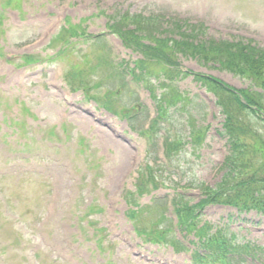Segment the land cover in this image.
Wrapping results in <instances>:
<instances>
[{
	"label": "rangeland",
	"instance_id": "374dc122",
	"mask_svg": "<svg viewBox=\"0 0 264 264\" xmlns=\"http://www.w3.org/2000/svg\"><path fill=\"white\" fill-rule=\"evenodd\" d=\"M99 1L103 3L102 8L105 7L107 14L113 9L112 3H117L118 8L115 9L158 13L165 19L182 18L193 25L201 24L200 39H245L252 40L251 44L264 46V0H23L18 3V7L23 8L25 14L15 9L9 10L6 18L1 12L0 125L2 123L3 126L4 121L8 122L7 118H10V122H20L10 124L17 131L12 135L5 137L0 131V144L4 146V143L16 138L25 144L21 146L22 150L43 156L36 158L34 164L37 166L33 169L35 175L19 174L16 178H0V264H83L84 261L80 259L83 251L73 240V232L79 231V228L82 231L90 230L93 225L95 228L106 225L122 242L125 241L123 245L114 240L117 246L114 247L105 241L100 230L106 255L116 254L120 262L123 255L131 264H154L127 255L135 252L134 245L129 241L132 238L136 244L138 241L132 235H122L117 230L125 231L130 225L123 221L124 214H132L131 206L142 208L148 205L152 196H165L168 201L175 194V188L182 185H185L182 189L186 197L189 196L192 201L198 200L201 187L213 186L221 177L219 167L223 161L224 142L213 134V127L219 125L222 117L212 100L207 102L206 98L200 97L206 104L195 100L193 107H187L191 115L198 110L200 113L204 109L207 111V108L212 111L208 115H213L210 120L213 127L208 132L211 136L196 150L197 155H192L196 151L192 152L187 144L179 155L172 152L166 162L158 147L156 149L158 138L153 141V137L147 142L140 135L147 120L154 114V110L148 109L145 104V101H150L147 93L138 92L139 96H143L145 109L138 120L129 123L115 119L106 110L96 109V103L84 97L83 89H89V83L98 81L95 74L99 68L87 72L84 78L78 75L75 80H69L67 74L73 72L69 63L75 59L74 53L79 58H88L87 67L90 68L96 62L98 48H86L89 43H76L72 38L69 41L75 43H67L65 48L63 41L53 42V36L62 32L66 17L76 23L91 13L92 5L95 4L96 8ZM0 8L3 7L0 5ZM93 12L97 11L93 9ZM100 25H104V18L87 27V33L102 32L103 27ZM109 36L104 37V44L109 45L110 60L115 63L126 60L131 67L136 54L125 50L119 39ZM62 48H65L67 57L58 56ZM24 54L38 56L32 62L19 65V56ZM10 55L13 63L5 60ZM179 63L184 70L205 71L217 75L230 85H244L243 80L212 67H202L195 60L181 59ZM188 79L177 81L176 86L180 91L188 86L194 87ZM134 81L150 92L144 85L143 76L136 75ZM103 85L111 86L110 79L103 81ZM69 86L78 88L71 90ZM103 91L104 88L100 86L90 88L89 93L96 98ZM120 101L132 104L126 92L122 91L115 103L117 107L121 106ZM1 109L10 115L4 114L1 118ZM181 113H170L173 117L171 120L174 119L170 126L172 135L177 133L176 126ZM105 122L110 124L109 129ZM61 126L66 127L64 130L68 132V142L60 150L45 148L44 143L57 142L58 137L64 135ZM34 127L35 131L32 130ZM114 128L131 140L113 137ZM34 135L37 139L43 135V140L35 141ZM78 141L84 144L83 151L77 149ZM146 163L152 179L156 176L162 184L160 187L155 184L153 192L138 200L132 190L136 189L135 183L146 189V184L138 181ZM0 164L2 168L7 166L3 161ZM22 164L19 163L20 166ZM30 166H34L33 163H28V169ZM86 168L90 172L88 176H85ZM136 173H139L137 178ZM49 177L50 180L54 178L57 188L49 204L55 211L50 215L44 214L46 201H43ZM81 185L83 195L78 197L76 194ZM202 215L204 221L222 227L226 248L235 250L236 254L231 255L226 264H239L240 257L244 255H254L255 258L251 256L242 264H259L261 261L264 264L262 213L252 210L236 212L230 208L212 206L204 209ZM33 216L39 218L33 219ZM130 221L135 223L134 220ZM146 221H140V230H146V226L149 228V222ZM112 247L114 249L110 252ZM147 249L154 253L157 248L147 246ZM159 252L166 264H187L184 254L176 255L170 248L163 247H160ZM87 257L86 260L91 262ZM216 259L219 261L218 257Z\"/></svg>",
	"mask_w": 264,
	"mask_h": 264
},
{
	"label": "trees",
	"instance_id": "16d2710c",
	"mask_svg": "<svg viewBox=\"0 0 264 264\" xmlns=\"http://www.w3.org/2000/svg\"><path fill=\"white\" fill-rule=\"evenodd\" d=\"M174 27L175 29L182 28L179 23L174 24ZM191 31L200 32L201 27L193 25V27H191ZM178 34L181 35L185 40H174L172 45H168L167 39H159L156 42V48L153 52H150V54L154 57H157L162 62L174 64L175 55H173V50L179 51L185 56L196 58L204 63H207L208 61L216 62L225 70L234 72L249 80L251 87L260 88L261 92L247 90L246 92L242 93V98L246 102V111H248L253 117H255L257 120H260V122L264 124V48L251 45L250 42H215L211 39L206 42L196 41V44H194L188 41V39L193 40V33L190 34L181 31ZM209 80L220 84L213 78H209ZM234 100L238 104L241 103V101L238 99ZM218 102L221 104V106H224V101L221 96H219ZM250 128L251 127L246 124L244 131L228 129V134L230 136L229 145L230 148L232 147L234 152L243 149L246 150L248 155H253L256 152L264 150L263 138H253L250 139L251 141L244 138L246 135L243 133L245 131L250 132ZM250 175L251 176L247 178V182L260 183L264 185V168L261 170L255 169L252 173H250ZM247 195L252 197L253 192L251 191ZM258 196L260 198V195ZM235 199H237V197H235ZM260 209L264 211V205L261 206Z\"/></svg>",
	"mask_w": 264,
	"mask_h": 264
}]
</instances>
